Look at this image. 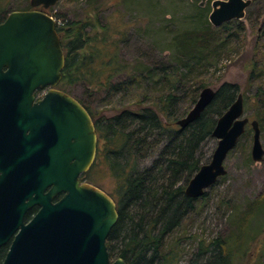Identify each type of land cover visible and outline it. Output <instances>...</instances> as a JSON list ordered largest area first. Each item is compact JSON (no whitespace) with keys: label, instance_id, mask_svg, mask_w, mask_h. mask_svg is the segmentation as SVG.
Here are the masks:
<instances>
[{"label":"trees","instance_id":"16d2710c","mask_svg":"<svg viewBox=\"0 0 264 264\" xmlns=\"http://www.w3.org/2000/svg\"><path fill=\"white\" fill-rule=\"evenodd\" d=\"M12 1L0 0V20ZM211 1L198 4L195 14L184 20L185 27L181 21V29L157 32L166 35L167 42L159 50L165 59L153 65L144 37L147 27L138 18H126L123 11L125 4L150 8L151 0H86L87 7L78 16L54 15L65 63L56 86L76 98L93 119L98 141L94 162L105 161L116 186L111 198L116 201L118 221L106 241L107 249L111 258L121 257L127 264H234L235 257L243 256L247 258L242 264H264V231H259L263 238L252 262L247 253L254 240L248 224L254 209L264 208V197L248 205L226 236L198 239L182 229L197 200L205 196L192 199L184 190L207 162L204 146L213 138L216 119L238 93L244 109L248 97L237 83L223 81L198 119L186 128L175 122L208 86L203 69L231 58L229 48L235 42L242 48L239 59L245 61L247 86H256L253 117L264 130V12L255 16L260 18L257 34L252 48L245 51L243 21L214 27L208 21ZM256 1L246 8L244 18H251ZM133 38L138 51L129 54ZM78 87L84 98L75 97ZM93 97L104 104L116 103L114 112L95 111ZM249 129L248 125L235 148L248 138ZM185 239L196 245L183 261Z\"/></svg>","mask_w":264,"mask_h":264},{"label":"water","instance_id":"95a60500","mask_svg":"<svg viewBox=\"0 0 264 264\" xmlns=\"http://www.w3.org/2000/svg\"><path fill=\"white\" fill-rule=\"evenodd\" d=\"M58 1L30 0V6L48 9ZM207 1L200 0L199 5ZM251 3L212 0L208 21L220 27L243 20ZM56 26L57 20L40 10H14L0 20V148L10 146V130L33 129L41 138L40 143L28 144L22 151L38 167L34 198L19 202L0 187V245L10 237L11 231L6 229L19 226L23 212L38 205L32 220L21 225L2 264H127L121 257L110 259L105 244L118 221L115 199L80 180L95 160L97 134L89 112L76 98L57 89L65 63ZM215 93V88L203 87L175 124L188 127L212 103ZM244 113L243 96L238 93L216 119L211 133L216 145L209 161L187 182L184 194L188 197L203 196L206 188L227 173L226 156L248 125L252 131L250 157L254 162L263 160L260 125ZM41 156L44 168L38 166ZM45 186L49 191L44 194Z\"/></svg>","mask_w":264,"mask_h":264},{"label":"rangeland","instance_id":"374dc122","mask_svg":"<svg viewBox=\"0 0 264 264\" xmlns=\"http://www.w3.org/2000/svg\"><path fill=\"white\" fill-rule=\"evenodd\" d=\"M60 1V0H59ZM56 2L48 9H44L39 6L40 11L51 15L53 18L55 14L62 13L67 18L78 16L87 7L86 0H76L70 4H63ZM139 1V0H138ZM30 0H14L10 5L4 8L1 13V17H5L9 12L14 10H26L31 8L29 4ZM141 2V0H140ZM200 0H151V7H142L137 3L134 5L123 6L126 18H138L147 27L148 32L144 34L146 48L153 53L150 59H152V65L157 64L159 61L164 60L163 53L159 50L163 49L166 41V35H158L160 31H170L181 29L182 21L184 27L186 22L184 20L193 16L195 7L198 6ZM207 3V2H206ZM205 3V4H206ZM28 4V5H27ZM60 4V5H59ZM204 4V5H205ZM146 8V9H145ZM211 9V3H210ZM251 18H243L244 30L241 33L244 37V46L246 50H250L253 45L255 35L257 34L256 28L260 23V18L257 20L255 16L257 13L264 12V0H257L256 3L250 8ZM109 10L106 11L108 13ZM104 13V14H106ZM122 15V14H121ZM106 16V15H104ZM260 17V16H259ZM56 19V18H55ZM57 20V19H56ZM58 22V21H57ZM188 23V22H187ZM188 25V24H187ZM146 30V31H147ZM134 38L131 42L129 54L135 53L138 50L135 48ZM136 45H138L136 43ZM238 43H233L230 46L231 58H222V61L218 63H212L207 69H203L202 77L208 81V86L211 88H217L223 81L231 83H237L241 89V92H245L248 97V104L245 105L244 115L249 119H254L255 100L253 95L256 92V86H247L246 68L244 66V59H239V52L242 48ZM154 50V52L152 51ZM233 54V55H232ZM130 56V55H129ZM79 87L75 89V97L82 98ZM84 98V97H83ZM186 106L183 102L182 107ZM92 107L95 111L102 110L106 114L114 112L116 103L104 104L100 98H92ZM251 129L248 132V138L241 140L238 143L237 148L230 151L224 162V168L227 173L219 177L216 183L205 189L204 198H200L195 203L196 208L194 213L189 216L184 222V228L186 233L192 237L197 236L198 239H210L218 236H226L230 234V231L235 229L236 223L244 216L245 211L248 209V205L254 200H262L264 197V158L261 162H254L250 157L251 149ZM261 145L264 148V130L260 131ZM216 138L209 139L205 146V157L207 162L216 145ZM250 157L251 161L247 162V158ZM264 157V156H263ZM95 161V160H94ZM82 178L96 187L103 189L110 197L114 194L116 188L115 181L112 175H110L108 166L103 159L99 162H93L90 169L81 174ZM249 227L247 232L252 237L250 252L248 258L253 261L254 253L257 252V247L262 240V232L264 231V208L257 210L254 209V213L249 221ZM262 231V232H259ZM196 243L194 240L185 239L182 244L184 251L183 261L188 258L190 252L194 249ZM243 254H240L242 256ZM251 256V259H250ZM246 256L235 257L234 264H242Z\"/></svg>","mask_w":264,"mask_h":264},{"label":"flooded vegetation","instance_id":"af4514ba","mask_svg":"<svg viewBox=\"0 0 264 264\" xmlns=\"http://www.w3.org/2000/svg\"><path fill=\"white\" fill-rule=\"evenodd\" d=\"M31 7V6H30ZM39 7V6H37ZM31 7L26 10H39V8ZM25 10V11H26ZM4 18V17H3ZM2 20V19H1ZM40 95V93H38ZM41 100H32L33 103H37ZM12 109V108H11ZM10 109V111H12ZM9 132L11 137L10 146L5 150H1L0 148V187L2 191L8 194L12 199L19 202H29L34 198V184L38 182L37 175V164L31 161L32 156L22 154L24 148L28 146H33L35 143H40L41 138L40 134L33 131V129H26L25 131H21L20 133H16L13 130ZM37 145V144H36ZM45 164V163H44ZM39 167L44 168L42 156L39 160ZM43 174V172H42ZM80 180L85 181L80 175ZM49 191V186H45L43 193H47ZM62 196V193L57 194L53 198L54 202L57 201ZM38 205L34 204V206L28 207L24 212L21 220V224L16 228H7V231H11L10 237L7 238L5 242L0 245V264L3 263L4 257L7 252L10 250V246L13 243V240L16 237V234L21 230V225H26L29 223L32 218L37 213ZM11 223V222H10ZM115 226V225H114ZM113 226V227H114ZM112 227V228H113ZM110 229V233L111 230ZM13 229V230H12ZM109 233V235H110ZM108 235V236H109ZM108 237L105 240V244ZM108 250V249H107ZM110 259H113L110 257Z\"/></svg>","mask_w":264,"mask_h":264}]
</instances>
